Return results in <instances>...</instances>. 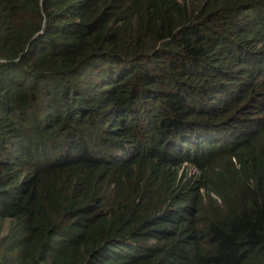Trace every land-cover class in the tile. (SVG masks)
Wrapping results in <instances>:
<instances>
[{"label": "trees", "instance_id": "16d2710c", "mask_svg": "<svg viewBox=\"0 0 264 264\" xmlns=\"http://www.w3.org/2000/svg\"><path fill=\"white\" fill-rule=\"evenodd\" d=\"M0 264H264V0H0Z\"/></svg>", "mask_w": 264, "mask_h": 264}]
</instances>
